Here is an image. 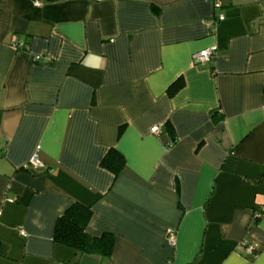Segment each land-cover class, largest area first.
Here are the masks:
<instances>
[{"label":"crops","instance_id":"1","mask_svg":"<svg viewBox=\"0 0 264 264\" xmlns=\"http://www.w3.org/2000/svg\"><path fill=\"white\" fill-rule=\"evenodd\" d=\"M262 203L264 0H0V264H264Z\"/></svg>","mask_w":264,"mask_h":264},{"label":"trees","instance_id":"2","mask_svg":"<svg viewBox=\"0 0 264 264\" xmlns=\"http://www.w3.org/2000/svg\"><path fill=\"white\" fill-rule=\"evenodd\" d=\"M178 85H171L168 93L172 94ZM101 164L111 170L115 175L124 164L122 155L111 149L103 157ZM91 217V210L79 202H73L57 218L53 240L59 244L75 249L79 253L98 254L109 256L113 246V237L110 234L91 236L86 232V226Z\"/></svg>","mask_w":264,"mask_h":264},{"label":"built area","instance_id":"3","mask_svg":"<svg viewBox=\"0 0 264 264\" xmlns=\"http://www.w3.org/2000/svg\"><path fill=\"white\" fill-rule=\"evenodd\" d=\"M211 1L213 3L214 7L218 8V7H221L222 2L224 0H211ZM34 4L39 6L40 2H35ZM223 19H224L223 14H220V15L217 16V21H222ZM10 45L16 51H25V52L27 51V46L23 42H19V41H16V40L12 39L11 42H10ZM214 51H215V47H210V48L203 49L200 52L194 53L192 55L193 62L195 64H199V63L205 62L206 60L211 58V56L213 55ZM157 131H158V126H153L151 128V132L156 133ZM30 163H31V165L33 167H39V166L42 165L36 160V158L31 159ZM261 217H264V203L259 205L253 212V218L254 219H259ZM165 232H166L167 241L171 245H174V243H175V231L172 230V229H167ZM241 244L244 246V249L247 252H249V253L253 252L252 246L248 245L245 240H243V242Z\"/></svg>","mask_w":264,"mask_h":264}]
</instances>
